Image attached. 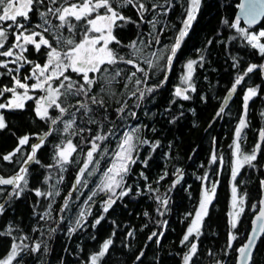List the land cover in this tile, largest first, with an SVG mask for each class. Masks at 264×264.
Here are the masks:
<instances>
[{"label": "trees", "instance_id": "obj_1", "mask_svg": "<svg viewBox=\"0 0 264 264\" xmlns=\"http://www.w3.org/2000/svg\"><path fill=\"white\" fill-rule=\"evenodd\" d=\"M63 2L56 0V4H53L51 0H44V4L36 6L34 13H29L30 24L23 18L18 19L21 23L29 24L31 30L43 32L42 28L35 27L43 23L39 13L59 7ZM145 2L165 4V0ZM239 2L201 0L196 18L188 29L170 74L169 65H166L167 55L181 30L188 0H171L173 8L167 15H163V9L159 8V15L145 13L146 21H158L155 32H152L151 24L140 22L132 6L119 9L136 23L118 21L121 27L114 26L113 35L121 43L117 45L113 42L110 47L117 49L125 59L136 58L135 50L126 47L133 41L146 54L163 47L166 55L156 68L150 69L141 63V67L148 72L146 80L141 73H137V77L128 81L127 76L135 71L131 65L118 63L108 66L109 72L113 74L116 69L124 70L112 83L111 91L115 95H105L104 107L90 104L93 112L87 116L77 112L76 125L67 133L63 131L62 121L52 125L50 119H41L36 114L35 100L26 101L23 109L0 110L7 125L0 130V176L9 177L19 173L20 168L26 165L23 162L32 152V145L37 143L38 137L44 136L36 152V160L40 163L31 161L27 164L26 187L23 181L19 182L24 191L17 196L13 193L14 185H0V205L4 208L0 213V259L8 255L13 243H26L28 250L20 252L13 264L18 261L20 264H91V256L101 250L106 240L111 239L112 245L98 264H183V257L189 251L191 242L198 243V250L190 264L236 263L238 249L247 240L253 217L260 207L264 181L263 145L252 165L245 164L234 181L246 202L236 228V239L228 247L235 130L242 107L239 97L233 99V104H224V97L237 75L251 61L262 59L259 51L247 42L245 35L232 27L237 23L235 16ZM46 18L51 26L60 23L51 13ZM10 23L8 21L3 26L7 27ZM71 23L77 25L73 32H69L67 26L58 31L65 38L79 40L83 32L82 22L72 19ZM240 26L244 27L242 23ZM44 27L49 28L50 25L45 24ZM9 33V41H14L12 30ZM56 33L55 27L44 33L54 46L52 36ZM157 34L159 44L154 42ZM149 41H152L151 46L145 47ZM14 51L18 53L19 49ZM24 55L34 63L43 64L47 59L44 46L36 51L34 46L29 45ZM4 59L8 58L0 57V60ZM190 61H195L190 82L195 91L190 89V99L184 100L177 97L175 92L178 85H187L183 83V77ZM10 66L15 69L19 65ZM32 67V64H24L20 69L21 77L30 75ZM4 71L0 69V72ZM72 75L74 79H80ZM90 75L100 78L99 74ZM136 78L144 82L136 84ZM3 86H11V77L0 76V87ZM148 87H153L154 91H145L144 98L139 99L137 89L146 90ZM133 92H136V96H132ZM93 93H99V84L93 86ZM35 94L34 97L44 95L42 92ZM100 95L104 94L99 93L98 99ZM10 97L11 93H6L5 97H0V103ZM77 99L84 101L85 98L72 97L70 102L75 104ZM125 103L127 107L124 112H118L117 109L124 107ZM131 113H135V116ZM254 113L253 126L258 125ZM59 115L58 109H49L50 117ZM89 116L103 127L89 123ZM262 117L264 125V115ZM67 119L69 116L66 114L63 120ZM81 128L84 129L82 133L79 132ZM128 128L138 129L139 140H147L148 143L137 144V150L133 152L136 163L129 165L130 171L125 175L120 190L128 194H118L105 212L108 196L100 193L98 188L103 173L113 159L112 153L117 150ZM109 130L114 135H108ZM73 132L78 134L73 135ZM98 134L108 136L107 140L98 143L101 150L107 146L109 155L101 159L100 153L95 154L99 160V170L89 176L88 171L93 170V165H90L81 178L82 183L73 190L79 169L91 146L87 141ZM26 135L29 137L28 143L21 147L11 161L4 160L3 157L13 153L19 147L20 138ZM68 139L77 145V152L70 157L71 163L63 164L62 170L57 163V146H63ZM248 140L254 143L257 138L250 136ZM251 153L247 151L244 154ZM214 155L215 161L212 159ZM178 169L180 176L177 183ZM162 176L164 178L160 179ZM205 176L216 185V194L208 216L204 218L199 238L193 235L190 242L182 245L183 236L197 208L205 181L202 178ZM37 189L42 193L59 191L60 194L37 196ZM94 192L96 195H93ZM165 200L166 205L162 203ZM45 212L49 215L45 216ZM81 213H84L82 218ZM100 217L103 219L96 224L95 221ZM77 219H81V226L72 232L70 229L75 227ZM153 233L156 235L153 236ZM36 244H40V249L31 251ZM251 264H264V234Z\"/></svg>", "mask_w": 264, "mask_h": 264}, {"label": "snow or ice", "instance_id": "obj_2", "mask_svg": "<svg viewBox=\"0 0 264 264\" xmlns=\"http://www.w3.org/2000/svg\"><path fill=\"white\" fill-rule=\"evenodd\" d=\"M257 2L264 4V0H257ZM51 3L56 4V0H51ZM201 0H188V6L185 9L186 16L181 21L183 27L179 31V36L176 38L175 45L171 48V53L174 55L176 49L180 45V40L187 35L188 29L191 27L192 21L196 18V13L199 10ZM44 4V0H0V57L3 58H12L14 59H4L0 60V69L6 71L0 72V76H9L11 77V86L0 87V97H5L6 93H11L10 98H6L5 102L0 103V109H23L25 107V101L35 100L37 105L35 111L36 114L41 119H50L52 125H56L58 121L63 122V131L69 132L70 129H73L76 125V113L81 112L82 116H87L89 113L93 112L91 105H97L99 107H104L105 105V95H115L111 91L112 83L116 80V77H119L124 71L123 69H116L114 74L109 72L108 66L116 65L118 63H123L125 65H131L135 71H132L130 75L127 76L128 81H132L133 78L137 77V73H141L145 80L148 77V72L145 68L141 67V63L146 64L148 68L159 67V60L164 58V50L160 52H152L150 55H145L143 49H138L136 41H133L130 45L126 47L132 48L136 52V58L125 59L123 55H120L117 49L110 47V45L115 42L117 45H120V41L116 39L113 35V29L115 27H121L117 22L123 21L125 23H136L132 21L130 17H126L121 13L119 9L126 8L129 5L136 9L140 22H147L152 26V32L156 31V23L158 21L150 20L146 21L145 13L152 12L157 13V9H163V15L172 10L173 4L171 0H165V4H160L159 2L150 3L145 2V0H75V2H69V0H64L59 7L48 8L47 12H40V18L43 21L42 24L35 25L36 28H42L43 32H38L31 30L29 27L30 16L29 13H34L37 5ZM167 5V7H165ZM244 8V5L240 6ZM48 13L54 15L59 21V25L51 26V22L46 18ZM249 14L251 16V23L256 22L257 16L260 14L257 12L255 3L250 7ZM18 18H23L24 21H28L29 24L21 23ZM74 19L77 22H82L83 32L79 40L75 38H65L62 33L58 30L65 28L69 32L77 27V25L72 24L71 20ZM11 21L10 24H7V27H4L3 24ZM227 23V21L225 22ZM239 21L237 20L236 24H233V28H238ZM50 25L49 28H45L44 25ZM55 27L57 33L52 36V40L55 41L54 44L50 41L49 38H46L44 33L50 32L51 28ZM139 27V24L137 25ZM9 30H12V35H14V41H9ZM163 29H161V32ZM241 33L245 35L247 42L251 45L252 48L258 49L261 56H264V43H261V38H264V31H260L258 34L249 35L243 29H239ZM152 33H150L151 35ZM37 37L39 39L37 40ZM154 42L156 44L160 43L159 34L154 37ZM143 44L144 42L141 41ZM6 44L8 45L6 47ZM152 41H149L145 47H150ZM34 46L36 51H40L41 47L44 46L46 49V62L43 64L34 63L29 61L24 55L28 51V46ZM14 49H19L17 53ZM203 59V58H201ZM167 61L170 64L172 61V55L167 57ZM195 61H190L187 64V74L183 77V83L188 85V88L192 91H195L194 87L190 83L193 75V65ZM9 64H18L19 66L15 69L9 67ZM24 64H32V70L30 75H24L21 77L20 69L24 67ZM235 66V65H234ZM260 68L261 71H264V64L257 65L251 64L244 71L243 75H238L235 79V82L232 86L231 92H235L238 85L244 80L245 76L253 73L257 68ZM75 74L80 79H74L73 75ZM90 74H99V79L97 75ZM29 81H34L29 83ZM142 81L140 78L135 79L136 84H140ZM99 84V99L97 98L99 93H93V86ZM127 87V85H125ZM188 89L177 88L175 95L177 97H182L184 100L190 99L185 92ZM145 91L151 93L154 91L153 87H148L146 90L137 89L139 92V99H143L145 96ZM42 92L44 95L34 97L29 93ZM257 95V88H248L246 94L244 95V110L245 115L248 110V101ZM83 96L85 99L81 101L76 100L75 104L70 102L72 97ZM132 96H136V92L132 93ZM90 102V103H89ZM127 107L125 103L124 107L117 109L118 112L123 113ZM137 107L139 105L137 104ZM55 108L58 109L60 115L56 118L49 116V109ZM74 109V110H73ZM223 112V108L220 110ZM69 116V119L63 120L65 115ZM132 116H135V113H131ZM89 123H97L99 127L103 125L99 124L95 119L89 116ZM5 118L0 114V130L6 127ZM247 127V121L242 117L239 121V124L235 130V152L234 155L237 157L235 163L232 167V180L235 181L237 175L239 174L240 169L245 165H252L253 161L256 160L257 152L260 150V145L257 144L253 149L251 154H243L241 152L240 139L242 138L243 129ZM83 128L79 129V132L82 133ZM90 131V130H89ZM138 129H133L132 131H126L124 133L122 141L117 145V150L112 153V162L111 166L103 173L104 179L99 186L100 191H107L112 193L113 196L116 194L117 188H122L124 184V177L130 171V164L136 163V160L133 158V152L137 150V144H147V140H139L136 137V132ZM73 135L78 134L73 132ZM108 135H114V133L109 130ZM261 140H264V130H261L260 133ZM108 139L106 135H95V137L87 141L91 146L86 152V159L83 163V166L79 169V174L76 178V184L73 186L75 190L77 185L82 183V177L85 172L89 169L90 165H93V170L88 171V175L91 176L95 171L99 170V160L95 158V154L100 153V158L103 159L109 155L107 146L101 150V145L98 142H103ZM29 137L26 135L19 140L21 146L27 144ZM83 142V138H82ZM41 147V143L32 145V152L24 160V164H28L31 161L35 163H40L39 160H36V152ZM58 147V160L57 163L61 165L63 170V164L71 163L70 157L73 153L77 152V145L73 143L71 139L66 141V144ZM156 145L153 146L155 148ZM20 147H17L13 153L5 155L3 157L6 161H11L12 157L20 152ZM213 161L216 160V156L212 157ZM27 173L26 167H21L19 173H17L12 178H4L0 176V185H15L13 193L17 196L24 191V188L20 186L18 181H23L24 186H27V180L25 174ZM177 183L179 182L180 170H177ZM162 176L160 179H163ZM202 179H207L205 176ZM86 183V181L84 182ZM264 183V182H262ZM17 189L19 191H17ZM130 190V189H129ZM216 185L213 184L210 189L205 188L202 194V199L199 202L198 209L195 212V216L191 221L190 226L187 228L186 234L183 236L181 244H186L190 242V238L195 235L198 239L201 234V228L203 226L204 218L208 216L209 206L212 204V201L215 197ZM59 191L54 193H42L39 189L36 190V195H59ZM127 191H121L119 196L127 195ZM93 195H96L94 192ZM231 198H232V209L233 211L229 213L231 217L230 225L232 229L237 227L238 219L240 215L244 212V203L245 199L243 196H238L237 187L234 185L231 189ZM91 199V197H89ZM115 201L109 198L104 207V211L107 212L108 208ZM167 204V200L162 202ZM261 207L259 209V215L256 217L257 221H264V200L261 202ZM65 206H67V201H65ZM51 205H49V208ZM255 207V205H253ZM4 210L3 205H0V213ZM45 216H48L49 213L45 212ZM81 218L84 216V213H81ZM191 215V214H189ZM103 217L98 218L95 223L99 224ZM81 226V219H77L75 222V227L70 229L74 232L76 228ZM51 231H55L52 229ZM259 232L264 233V223H261L258 229ZM257 229H253L255 234ZM10 234V233H3ZM131 235V234H130ZM156 233H153L155 236ZM23 239H27L24 237ZM151 239V238H150ZM236 239L235 235L230 233L229 235V244L228 247H231V241ZM113 241L111 239L106 240L102 246L101 250L91 256V264H98V261L105 256L109 250L110 245ZM254 247V237H249L246 244L238 249L241 258H250L251 249ZM29 246L25 244H16L13 243L10 252L8 255L0 259V264H13V261L16 260L17 256L22 251L28 250ZM40 249V244H36L31 251L35 252ZM198 246L196 242H191L189 246V251L183 257V264H190L193 256L197 254ZM139 259V257H137ZM17 264H20L18 261Z\"/></svg>", "mask_w": 264, "mask_h": 264}, {"label": "flooded vegetation", "instance_id": "obj_3", "mask_svg": "<svg viewBox=\"0 0 264 264\" xmlns=\"http://www.w3.org/2000/svg\"><path fill=\"white\" fill-rule=\"evenodd\" d=\"M239 23H242L244 25V27L247 29L248 33H251V32H254V31H257L260 29L264 30V18L255 27L246 26L242 20H239ZM263 41H264V38H263ZM251 64H257V65L264 64L263 56H262V59H256L255 61H251L248 64V66H250ZM247 67L242 72H240L238 75H243V73H244V71H246ZM193 69H194V65H193ZM255 73H257V75H254ZM169 74H170V71H169ZM233 84H234V82L231 83L230 86H228V88H227V92H226L225 97H224V104H233V102H232L233 99L239 97V102L241 103V107H242L241 108L242 114L240 116V119L242 117H244L247 121V127L243 129L242 138L240 139V141H241V144H240L241 152L245 153L247 151H253V149L256 147L257 144L260 145V150H261L263 148V145H264V140H261L260 135H259L260 131L264 130V125L262 123V121H263L262 116L264 115V111H263L264 110V71H261V69L258 67L253 73L249 74L248 76H245V78L241 82V84L237 86L235 92H231ZM250 87L257 88V95L248 101V110H247V114L245 115L244 99L243 98H244V95L246 94L248 88H250ZM177 88L188 89L185 92V94L186 95L189 94L190 89L188 88V85H186V86L178 85ZM254 102H256V103L254 104ZM253 113L255 114V117L258 120V125H255V126L252 125V123H253L252 119H254ZM250 136L256 137L257 141L254 143L249 141L248 137H250ZM215 264H222V263H215Z\"/></svg>", "mask_w": 264, "mask_h": 264}, {"label": "water", "instance_id": "obj_4", "mask_svg": "<svg viewBox=\"0 0 264 264\" xmlns=\"http://www.w3.org/2000/svg\"><path fill=\"white\" fill-rule=\"evenodd\" d=\"M254 3H255V7H256L257 12H259L260 14L257 16L256 22L255 23H251L250 22L251 16L249 14V9ZM241 5H244V8H241L240 7ZM263 18H264V4H261V3L257 2V0H240L238 8H237L236 16H235V21L236 22H237V20L238 21L242 20L246 26L255 27L262 21ZM182 27H183V25H182ZM184 39H185V36L180 40V45L176 49L175 54L172 55V61L169 64V71H171V68H172V66L174 64V61L176 59V56L178 54V51L181 48V45H182ZM13 176L4 177V178H12ZM262 200H264V183H263V194H262L261 201ZM261 206L262 205L260 204V207ZM260 207H259V209H260ZM259 209H258V211L255 213V215L253 217L252 226H251L250 231L248 233L247 240L244 243V244L247 243L249 237H254V247L251 249V253H252L251 257L242 259L240 253H238L235 264H251L252 261H253V257L255 255V252H256L257 246L259 244V241H260L261 237L264 234V233H261V232L258 231L260 224L264 223V221H257V219H256V217L259 215ZM254 228L257 229V232L255 234L253 233V229Z\"/></svg>", "mask_w": 264, "mask_h": 264}, {"label": "rangeland", "instance_id": "obj_5", "mask_svg": "<svg viewBox=\"0 0 264 264\" xmlns=\"http://www.w3.org/2000/svg\"><path fill=\"white\" fill-rule=\"evenodd\" d=\"M240 24L241 23H238V28L239 29H243L247 34H249V35H253V34H258L260 31H264V30H262V29H260V30H257V31H254V32H251V33H248L247 32V29L245 28V27H241L240 26ZM179 36V35H178ZM38 40V39H37ZM261 43H264V41H263V38H261V41H260ZM173 47V46H172ZM161 50H164V48L162 47V48H157L156 50H154L153 52H160ZM144 54H146L145 53V51H144ZM146 55H150V53H148V54H146ZM166 55V51L164 50V56ZM169 55H173L172 53H171V50H170V52L168 53V55H167V57L169 56ZM8 59H12V58H8ZM162 60L163 59H161V60H159V64H162ZM166 65H169V63H168V61H167V63H166ZM10 68H12L13 69V67H11L10 66ZM187 74V70H186V73H185V75ZM91 76V75H90ZM32 82H34V81H29V83H32ZM30 95H33V96H35L36 94H35V92L34 93H29ZM26 102V101H25ZM1 110V109H0ZM0 114H2L1 112H0ZM3 115V114H2ZM5 123H6V120H5ZM133 129H131V128H128L127 129V131H132ZM136 137H137V132H136ZM43 137L44 136H40V137H38V141H37V143H41V141L43 140ZM36 143V144H37ZM239 143L241 144V141H239ZM19 147H20V149H21V145L19 144ZM234 152H235V143H234ZM31 154V153H30ZM29 154V155H30ZM244 154V153H243ZM236 156H235V158H234V163H235V160H236ZM112 162V161H111ZM30 163V162H29ZM234 163H233V165H234ZM110 166H111V163H110ZM109 166V167H110ZM24 167H27V164L26 165H24ZM243 168V167H242ZM241 168V169H242ZM241 169H240V171H241ZM239 171V172H240ZM15 176V175H14ZM103 179H104V176H103ZM102 179V180H103ZM102 180H101V182H102ZM20 181H18V183H19ZM100 185H101V183H100ZM99 185V186H100ZM213 185V181L212 180H210V181H208V179H205V181H204V183L202 184V187H201V195H200V199H199V202H200V200L202 199V194H203V191L205 190V188H207V189H210L211 188V186ZM236 186V184H235V182L233 181V182H231V189H232V187L233 186ZM14 187H15V185H14ZM237 187V190H238V196H242V194L239 192V188H238V186H236ZM98 190H99V188H98ZM120 190H122L121 188H117L115 191H116V194L118 195L119 194V192H120ZM99 192L100 193H103V194H105V195H107L108 196V200H109V198L111 197V199L112 200H114L115 198H116V196L117 195H115V196H113L112 195V193H110V192H107V191H100L99 190ZM216 194V193H215ZM231 197V196H230ZM244 199H245V197H244ZM214 200V199H213ZM199 202H198V204H197V208L195 209V211L193 212V214H192V217L194 218V216H195V212H196V210L198 209V206H199ZM245 202H246V199H245ZM212 203H213V201H212ZM212 205V204H211ZM211 205L209 206V209H208V213H209V211H210V208H211ZM243 207H244V210H245V203H244V205H243ZM233 211V209H232V198H231V200H230V206H229V213L230 212H232ZM243 214V213H242ZM242 214L240 215V217H239V219H238V223H237V226H238V224H239V222H240V219H241V216H242ZM231 220V217L229 216V221ZM192 221V220H191ZM204 222V221H203ZM191 224V223H190ZM190 224H189V226H190ZM203 227V226H202ZM230 227H231V225H230ZM237 228V227H236ZM236 228L235 229H232L231 228V234L232 235H236ZM201 231H202V228H201ZM197 243V242H196ZM198 244V243H197ZM233 244V241H231V245Z\"/></svg>", "mask_w": 264, "mask_h": 264}]
</instances>
